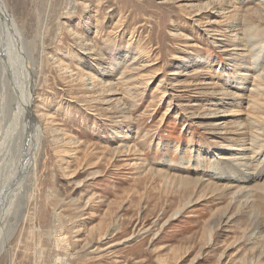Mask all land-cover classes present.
I'll use <instances>...</instances> for the list:
<instances>
[{"label": "rangeland", "instance_id": "374dc122", "mask_svg": "<svg viewBox=\"0 0 264 264\" xmlns=\"http://www.w3.org/2000/svg\"><path fill=\"white\" fill-rule=\"evenodd\" d=\"M226 1L0 0L1 22L25 38L4 37L11 93L24 100L31 72L32 112L52 117L21 147L24 136L10 137L25 128L24 105L8 104V127L0 110V264H264L247 227L264 210L257 193L230 204L231 191L204 188L172 216L197 179L264 183L212 166L238 143L255 172V134L264 151V0ZM49 127L71 143H52Z\"/></svg>", "mask_w": 264, "mask_h": 264}, {"label": "bare ground", "instance_id": "6f19581e", "mask_svg": "<svg viewBox=\"0 0 264 264\" xmlns=\"http://www.w3.org/2000/svg\"><path fill=\"white\" fill-rule=\"evenodd\" d=\"M228 1V0H227ZM226 1V2H227ZM219 2V1H218ZM210 4V3H209ZM220 4V3H219ZM208 5V4H207ZM201 6L205 9V11H209V6ZM221 5V4H220ZM219 5V6H220ZM263 5V4H262ZM214 7V6H213ZM221 7V6H220ZM224 7V6H223ZM200 9V7H199ZM222 9V8H221ZM225 9V8H223ZM196 10V9H195ZM217 10V9H216ZM228 10L226 9V12ZM251 11V10H250ZM253 12V11H252ZM205 13V12H204ZM238 13V12H237ZM219 14V13H218ZM221 14V13H220ZM2 15V14H1ZM198 15H202V14H196V16ZM250 15V13H249ZM253 15V14H252ZM251 15V16H252ZM256 15V14H255ZM211 18V17H210ZM3 19V18H1ZM4 19L8 22V24H10V21L11 18H7V16L4 15ZM2 20H0V57L3 59V62H5L6 66L8 65L10 68H11V64L9 63V59L10 58V54L11 52H7L6 48L4 47L5 43H4V37L7 38L8 41H17L21 44V46H23V43L25 44V38H24V34L22 33H18V29L17 31L14 33V28L12 26V28L9 26H6L5 24H3L1 22ZM197 21H201V18H198ZM250 23V22H249ZM248 23V24H249ZM252 23V22H251ZM259 26V25H258ZM252 27V25H251ZM254 27V26H253ZM247 28V27H246ZM249 28H247L248 30ZM256 29V28H255ZM261 30V29H259ZM258 31V30H257ZM250 33V32H249ZM252 34L254 33L253 30L251 32ZM250 33V34H251ZM5 34V35H4ZM251 34V35H252ZM256 36V35H255ZM24 40V42H23ZM18 43V44H19ZM9 44V43H8ZM16 47V46H15ZM238 49V48H237ZM10 64V65H9ZM31 66H34V64H32L31 62H28L27 63V67H28V70H29V67ZM0 95H1V109L2 110V117L4 118V122L2 123L3 125H6L8 127V124H10L11 122L9 120H5V118H7V111H8V114H9V109H8V104L11 103V102H17L19 103L20 105H24V108L26 109V111L24 110V114L26 115V117L28 118L26 120V123H25V128L22 130V132L20 133V131H16V132H13L14 134L10 137V141L12 143H15L16 141L19 142L20 141V136H24L27 140H24L22 139L21 142L19 143V145L22 147L24 146V141L27 143L29 141V135L31 134V132L34 134L35 137H40L42 138L43 136V127L41 128V121H45L46 122V125H49V123H52V119H50L51 115L49 113H40L39 116H37L36 114H33V110L31 108V104H33V101L35 99V95H34V89H35V83L33 81V77H32V73L30 72L27 77H25V83H23L22 85H20V91H17L19 92L20 94L22 93V95L24 94V100H21V97L17 96L16 93L12 92V85L13 83L17 84L15 82L14 79L11 78V75L10 74H7L5 72V69L6 68H3L0 66ZM11 69H9L10 71ZM35 70V69H34ZM8 71V72H9ZM30 71V70H29ZM28 73V71H27ZM29 76V79L27 80ZM147 76V75H146ZM96 76L94 75H91V79L93 80V83H95L94 81V78ZM263 83V82H262ZM19 85V84H18ZM15 90V89H14ZM109 90V89H108ZM107 90V91H108ZM24 91V93H23ZM110 92V91H109ZM255 93H252V100L254 102V105H258V106H261L263 105V102L262 100H260V102L256 99L258 96H260L261 94V91H257V89L254 91ZM38 95V94H37ZM246 97V96H245ZM23 99V98H22ZM111 99V98H110ZM251 100V99H250ZM253 102H250L253 104ZM24 103V104H23ZM250 104V105H252ZM14 107V106H13ZM254 108V107H253ZM17 109V108H16ZM256 115V114H255ZM257 116V115H256ZM38 117V118H37ZM52 118V117H51ZM3 120V119H2ZM30 125H29V123ZM55 124V123H54ZM53 125V124H52ZM51 125V126H52ZM15 126V125H14ZM14 129V127H13ZM28 129V130H27ZM23 131H26L23 132ZM47 131L51 132L48 136H50L51 138V141L52 143H54L55 145H66V144H69L71 143V139L66 136V137H61L62 139L60 138H57L55 136V133H58L60 134V132H58L55 128H47ZM46 131V132H47ZM30 132V133H29ZM8 135V134H7ZM258 136V134H255L252 136V142H253V147H254V150H255V156L253 158V161L256 162L258 164V167L259 169H255V172L254 170H248V168L250 167V165L248 164L247 162V153H246V150L244 148H241L239 146L235 147V145H237L238 143H233V146H229L231 147L230 150L228 151V155H222V156H217L215 157V160L213 161L212 163V166L213 164H215L214 166V174L215 175H219L220 177V173L221 172H224L222 170H225L226 172H231L232 175L231 176H237V177H249L248 175H245L246 173H253V177H255L256 179L257 178H262L264 179V151H261V141L259 139V137H256ZM32 137V134L31 136ZM250 139V138H249ZM41 140V139H40ZM64 143V144H63ZM239 143H243V142H239ZM23 144V145H22ZM263 145V144H262ZM80 146V145H79ZM76 147V146H75ZM235 147V148H233ZM226 149V148H225ZM253 152V151H252ZM77 153V152H76ZM75 152L71 153L73 155V158H77L78 156L76 155ZM250 156V155H249ZM34 157L32 158V164H33V174L34 176L36 175V167H37V158L34 159ZM251 159V158H250ZM88 160V158H87ZM213 160V159H212ZM72 161V160H71ZM34 162V163H33ZM71 164V163H70ZM67 165V164H66ZM63 168V167H62ZM218 168V169H216ZM220 169V170H219ZM222 174V173H221ZM36 177V176H35ZM237 177H228L229 180L231 181H237ZM179 179H187V181H189V178L187 177H180ZM244 179V178H243ZM255 179V180H256ZM248 180H253L252 178L248 179ZM197 184L193 185L195 186L194 190L191 191V196L190 198L188 197V199H185L183 200L181 207L176 209L175 212L173 213L172 216H178L181 214V212L188 206H190L193 202H197L199 201L200 199H203L204 196H206L207 194V189L204 190V188H212V189H217V190H221V191H231L229 192L231 196V200H230V204L233 203V200L236 199V198H239L240 196L243 198L244 196L246 197V199L244 200L245 203H249V202H252L249 198L254 194V193H257L259 198H260V201L262 200L263 204H264V183L263 184H260L258 183L257 185H248V186H240V184H234V183H231L230 185L228 186H221V185H216L215 182H210L208 180H200V179H197L196 180ZM257 183V181H256ZM15 188H17V191L19 192L22 188V183L17 180V182L15 183L14 182V186L17 185ZM225 188V190H224ZM232 190H235V191H232ZM190 191V190H189ZM3 196L4 194L2 195V198L0 199V205H1V202H2V199H3ZM244 199V198H243ZM254 200V199H253ZM256 201V200H254ZM235 203H242L241 200H237ZM234 203V204H235ZM235 206V205H234ZM236 211H240L239 209H235ZM23 211H20L18 212V214L12 218L11 220V228L12 229L14 227V229H16V225L18 223V221L21 219L22 215H23ZM233 211V210H232ZM248 216H249V219H250V222L249 224L247 225V227H253V231L252 232V237H254V240L255 242H259L261 243L262 247H263V250H262V253H264V232H260V229L263 225V220H264V210L262 211V209H251V211L248 212ZM57 214V213H56ZM224 214V216H223ZM221 216L224 217L223 220H230L231 218V215L229 214V211L223 213ZM2 216L0 215V222H1V219ZM58 217H55V220H54V228L58 225L59 226V222H60V218L59 220L57 219ZM214 218V217H213ZM216 218V217H215ZM222 219V218H221ZM219 220V219H218ZM23 221V220H22ZM212 222V221H211ZM221 222V221H220ZM1 225V223H0ZM10 234V233H9ZM212 234V228L210 230V235ZM249 234V233H248ZM211 238V236H210ZM45 239V238H44ZM52 241V240H51ZM48 244V243H47ZM4 245H6L5 243V240L2 241L0 243V253L2 251V247L4 248ZM8 246V245H7ZM7 246L5 247V249H7ZM43 249V248H42ZM12 255V254H11ZM12 260V259H11ZM257 261V260H256ZM57 264H71L69 262V259H66L65 257H59L58 260H57Z\"/></svg>", "mask_w": 264, "mask_h": 264}]
</instances>
